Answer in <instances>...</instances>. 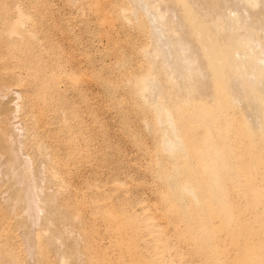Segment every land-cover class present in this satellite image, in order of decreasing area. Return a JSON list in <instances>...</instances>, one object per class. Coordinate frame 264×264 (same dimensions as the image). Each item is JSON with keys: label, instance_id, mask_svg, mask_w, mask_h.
<instances>
[{"label": "rangeland", "instance_id": "1", "mask_svg": "<svg viewBox=\"0 0 264 264\" xmlns=\"http://www.w3.org/2000/svg\"><path fill=\"white\" fill-rule=\"evenodd\" d=\"M194 1L222 19L201 18ZM186 2L210 44L177 0H0V40L20 20L16 48L31 49L34 81L11 87L21 156L52 145L31 187L9 185L0 167V264H264V119L256 126L245 107L249 69L220 64L228 103L206 61L207 47H235L228 39L242 33L228 10L240 23L245 12L231 0ZM262 24L250 56L264 53ZM23 187L34 215L11 199Z\"/></svg>", "mask_w": 264, "mask_h": 264}, {"label": "bare ground", "instance_id": "2", "mask_svg": "<svg viewBox=\"0 0 264 264\" xmlns=\"http://www.w3.org/2000/svg\"><path fill=\"white\" fill-rule=\"evenodd\" d=\"M175 1V0H174ZM261 0H231V3L234 5L235 10L239 9L241 12L242 10L245 12L243 14V16H241L242 18V22H239V17H238V13H234L233 10L229 9L228 13L226 14L227 17H229V19L233 20L232 24L238 28H240L242 30V33L237 34L236 37L230 36L228 40L234 41L235 43V47H231L228 43H225L223 46H221L220 49H211L210 47L206 52V57L207 60L209 62L208 66L211 70V81L210 83H212V90L215 91H219L223 97H224V101L225 102H230V96H229V92H228V85L226 83L225 80H223L222 78V69L223 66L221 67L222 64L226 63L227 60L232 61L235 68L238 69V67H240L239 69H241V67L243 68L242 70H247L249 69V72L246 73L247 77L245 79V84L246 86L249 88V92L247 91L248 88H245V86L243 85V87L246 89L245 91H247L245 97H246V104L245 107L249 110L252 111L257 110L258 111V115H256L255 117V125L256 122L259 123V121H261L262 119H264V95L262 97H260V93L264 94V53L261 55L260 53H253L251 56L248 53L244 52V47L248 46V51L251 52H255L254 48H251V44L253 42L258 43L259 42V29L262 27V23H264V12H263V8L262 6L259 4ZM177 4L180 5L182 11H184L186 13L185 15V20L188 21V25L190 28V32L192 34H194L195 38L199 37L202 38L203 36L205 37L204 39L206 40V43L210 44L209 42H213L212 38H210L209 35H206V33L204 32V30L202 29V27H200V23H198V20L195 16H193L191 14V9L192 6L186 2V0H177ZM175 3V2H174ZM197 4V9L199 8L200 10H202V13L200 15L201 18L204 19H211L212 21L215 20H220L222 19V14L217 13L215 15H213V17H210V14L207 10V8H205V6L203 7L200 3H197L196 1H194V4ZM193 4V5H194ZM178 5V6H179ZM225 9V8H224ZM134 12V11H133ZM151 13V12H149ZM1 15V13H0ZM17 16V15H16ZM19 16V15H18ZM21 16V15H20ZM184 16V13H183ZM258 16V18H262V21H252L253 17ZM1 17V16H0ZM7 17V16H6ZM13 17V16H12ZM136 17V16H135ZM17 18V17H16ZM4 20V19H3ZM12 21V19H10ZM155 21V20H154ZM141 22V21H139ZM18 23H20V20H13L12 24H10V28H6L7 30L4 29V35L2 38V41L0 40V54L1 55H7L9 60L4 61L2 63H0V156L3 157V160H0V167H2L4 170L3 175L6 179L11 180L13 183L9 184V185H29L27 187H31L30 185H32V181L35 178H39L40 174L42 172V168L45 167L48 164V158H50V153H49V147H52V145H48L45 144H41V149H38L36 152L29 153L28 151L25 153V156L22 157L21 153H20V147L18 144V136L16 138V126L14 125V121L19 117L18 116V111H19V104L16 102V99L19 97L20 94H18L17 92H11V87L12 86H16L19 84V82L21 81V78H27V77H31V80H33V73L30 70L29 66V58L31 56V49L28 46H25L24 48L20 49V48H16L18 47V43L17 40L14 39L12 36L13 35H18L21 36L20 31L18 30ZM22 25V21L20 23ZM216 24V23H215ZM5 25V24H4ZM232 25V26H233ZM20 26V25H19ZM156 26V25H155ZM158 26V25H157ZM206 27V25H204ZM214 27V25H213ZM3 28V27H2ZM207 28V27H206ZM215 28V27H214ZM217 28V26H216ZM209 29V28H208ZM207 29V30H208ZM234 30V28H232ZM210 30V29H209ZM1 31V30H0ZM30 32V31H29ZM3 33V32H2ZM25 33V31H24ZM210 33V32H208ZM188 34V33H186ZM30 35V34H29ZM211 35V34H210ZM215 35V33H214ZM189 36V35H188ZM191 36V35H190ZM17 37V36H16ZM26 37V36H25ZM30 37V36H29ZM22 36L18 39H21ZM24 38V37H23ZM163 38V37H162ZM27 39V38H26ZM29 39V38H28ZM198 39V38H197ZM196 39V40H197ZM24 40V39H23ZM30 40V39H29ZM189 40V39H188ZM28 41V40H27ZM21 42V41H19ZM23 42V41H22ZM24 42H26L24 40ZM29 42V41H28ZM159 42V41H158ZM199 42V41H197ZM27 44V42H26ZM200 44V43H199ZM31 45V44H30ZM160 45V43H159ZM238 45H242L241 50H239L237 48ZM199 46V45H198ZM207 46V45H206ZM216 46V45H215ZM23 47V46H22ZM158 47V46H157ZM160 47V46H159ZM158 47V48H159ZM200 47V46H199ZM16 48V50H12ZM206 48V49H207ZM4 49H6V51H3ZM160 49V48H159ZM203 50V49H202ZM246 50V49H245ZM257 51V50H256ZM247 52V51H246ZM48 53V52H47ZM233 53H237L236 55H242L243 58H241L239 61V63H235L232 59V55ZM204 54V52L202 53ZM241 56V57H242ZM205 57V58H206ZM238 58V57H237ZM7 59V58H6ZM32 59V58H30ZM32 61V60H31ZM205 61V63H206ZM250 61L249 67H247V63ZM150 63V62H149ZM171 64V63H170ZM175 64V63H174ZM177 64V61H176ZM181 64V63H180ZM221 64V65H220ZM229 64V63H228ZM239 64V66H238ZM31 65V64H30ZM177 67L179 65H176ZM54 67V66H53ZM181 67V66H180ZM229 67V66H228ZM208 69V68H207ZM228 68H226L225 70H227ZM149 70V69H148ZM147 70V73H148ZM42 71V70H41ZM153 71V70H152ZM239 71V70H238ZM244 72V71H243ZM209 73V70H208ZM46 74V73H45ZM149 74V73H148ZM151 74V71H150ZM226 77L229 76L227 75V73L225 72ZM229 74V73H228ZM157 75V74H156ZM233 75V74H232ZM232 75H230V79L232 80ZM245 75V74H244ZM147 76V75H146ZM148 77V76H147ZM159 77V76H158ZM229 77H227L226 79L229 80ZM139 78V77H138ZM151 78V77H150ZM179 79V78H178ZM30 80V79H29ZM149 80V78L147 79ZM151 80V79H150ZM44 81V80H43ZM62 81V80H61ZM142 81V80H141ZM177 81V79H176ZM153 82V81H152ZM151 82V83H152ZM32 82L30 81V85ZM155 83V82H154ZM28 84V83H27ZM49 84V83H48ZM56 84V83H55ZM58 84V83H57ZM148 87V83H146ZM153 84V83H152ZM179 84V83H178ZM232 84H234L232 82ZM21 85V84H20ZM35 85V84H34ZM45 84H43L44 86ZM60 85V84H59ZM142 85V83H141ZM236 85V84H235ZM19 86V85H18ZM27 86V85H26ZM39 86V85H38ZM47 86V85H46ZM145 86V85H144ZM180 86V85H179ZM238 86V85H237ZM45 87V86H44ZM55 87H59L58 85ZM138 87L139 83H138ZM153 87V86H152ZM156 87V86H155ZM231 87V85H230ZM60 88V87H59ZM142 88V87H141ZM144 88V87H143ZM45 89V88H44ZM150 90V88H148ZM156 89V88H155ZM231 89V88H230ZM33 90V89H32ZM35 90V89H34ZM43 90V89H42ZM140 90V89H139ZM158 90V89H157ZM156 91V90H155ZM159 91V90H158ZM234 91V90H233ZM244 91V92H245ZM151 92V91H150ZM235 92V91H234ZM233 92V94H234ZM240 92V91H238ZM242 92V91H241ZM240 92V93H241ZM20 93V92H19ZM145 93V92H144ZM154 93V92H153ZM243 93V92H242ZM241 93V94H242ZM259 93V95H258ZM59 94V93H58ZM213 94V93H212ZM209 95V96H212ZM155 95V93L153 94V96ZM215 95V94H214ZM239 95V94H238ZM243 95V94H242ZM23 96V95H22ZM35 96V95H34ZM151 96V97H153ZM32 97V96H31ZM244 97V96H243ZM156 98V96H155ZM161 98V97H160ZM197 98V97H196ZM152 99V98H151ZM213 99V98H211ZM150 100V99H149ZM156 100V99H155ZM200 100V99H199ZM202 100V99H201ZM35 101V100H34ZM152 101V100H151ZM161 101V100H160ZM197 101V100H196ZM204 101V100H203ZM245 101V100H244ZM242 101V103L244 102ZM19 102V101H18ZM33 102V101H32ZM149 102V101H148ZM20 103V102H19ZM31 103V102H30ZM43 103V102H42ZM33 104V103H31ZM35 104V103H34ZM149 104V103H148ZM154 104V103H153ZM179 104V103H178ZM206 104V103H205ZM22 105V104H21ZM40 105V104H39ZM59 106V105H58ZM160 106V105H159ZM170 106V105H169ZM24 107V106H23ZM33 107V106H32ZM31 107V108H32ZM160 108V107H159ZM26 109V108H25ZM28 109V108H27ZM26 109V110H27ZM63 110V109H62ZM67 110V109H66ZM253 110V111H254ZM28 111V110H27ZM33 111V110H32ZM23 113V111H22ZM26 114V113H24ZM29 114V113H27ZM53 115V114H52ZM210 115V114H209ZM53 117V116H52ZM246 117V116H245ZM36 118V117H35ZM51 118V117H50ZM209 118V117H208ZM28 120V119H27ZM55 120V119H54ZM59 120V119H58ZM50 121V120H49ZM253 121V120H252ZM31 122V121H30ZM61 122V121H60ZM218 122V121H217ZM262 123V122H261ZM260 123V124H261ZM26 124V123H25ZM51 124V123H50ZM54 124V123H53ZM197 124V123H196ZM259 124V125H260ZM30 125V124H29ZM32 125V124H31ZM56 125V124H55ZM207 126V125H206ZM236 126V125H235ZM254 126V125H253ZM257 126V125H256ZM44 127V125H43ZM57 127V126H56ZM55 127V128H56ZM207 129L209 128L206 127ZM205 128V129H206ZM37 129V127L35 128L34 125V130ZM39 129V128H38ZM214 129V128H213ZM218 129V128H217ZM33 130V129H31ZM41 130V129H40ZM38 130V131H40ZM51 131V127H44L42 129L43 131ZM181 130V129H180ZM195 130V129H194ZM204 130V129H203ZM18 131V130H17ZM37 131V130H35ZM241 131V130H240ZM19 132V131H18ZM30 132V131H29ZM33 132V131H32ZM53 132V131H51ZM31 133V132H30ZM38 133V132H37ZM184 133V132H183ZM182 133V134H183ZM44 133H42V136ZM58 134V133H57ZM55 135L56 140H59V134ZM187 134V133H186ZM195 134V132H194ZM215 134V133H214ZM31 136V135H30ZM63 136V135H62ZM197 136V134H196ZM217 137H219L218 135H216ZM35 137V136H34ZM64 137V136H63ZM67 137V136H66ZM182 138V137H181ZM264 138V137H263ZM262 138V139H263ZM35 139V138H34ZM170 140V139H169ZM180 140V139H179ZM179 140H177L178 142H180ZM38 141V140H37ZM167 141V139H166ZM175 141V139L173 140ZM27 142V141H26ZM49 142V141H48ZM59 142V141H58ZM204 142V141H203ZM264 142V140H263ZM168 143V142H166ZM221 143V142H220ZM83 144V143H82ZM169 144V143H168ZM177 144V142H176ZM171 146V144H169ZM35 146V145H33ZM40 146L37 144V147ZM74 146L77 148V150H79V144L78 142H76L74 144ZM28 147V146H27ZM32 147V146H31ZM32 149V148H31ZM34 149V147H33ZM51 149V148H50ZM29 150V149H28ZM173 150V149H172ZM176 150V149H175ZM174 150V151H175ZM220 150V149H219ZM32 151V150H31ZM183 151V150H182ZM182 151H180L182 153ZM217 151V150H216ZM170 152V150H169ZM207 152V149H206ZM210 152V151H209ZM208 152V153H209ZM80 153V152H79ZM173 153V152H172ZM175 153V152H174ZM239 153V152H238ZM78 154V152H77ZM183 154V153H182ZM52 158H54V154H51ZM59 155V154H58ZM175 155V154H174ZM173 155V156H174ZM209 155V154H208ZM241 155V154H240ZM68 156V155H67ZM177 156V155H176ZM182 156V155H180ZM185 156V155H184ZM211 156V155H210ZM220 156V155H219ZM175 157V156H174ZM190 157V156H189ZM181 158V157H180ZM196 158V157H195ZM72 159V158H71ZM187 159V157H186ZM182 161V159H180ZM179 160V161H180ZM60 161V160H58ZM66 161V160H65ZM171 161V160H170ZM227 161V159H226ZM53 162V161H52ZM77 162V161H76ZM186 163V162H184ZM57 164V163H56ZM181 164V163H180ZM179 164V166H180ZM200 164V163H199ZM61 165V164H60ZM77 165V164H76ZM186 169H190L191 167H188V163L186 164ZM48 166V165H47ZM53 166V164H52ZM175 166V165H174ZM183 166V164L181 165V167ZM191 166V165H190ZM199 166V165H198ZM49 167V166H48ZM51 167V166H50ZM59 167V166H58ZM188 167V168H187ZM183 168V167H182ZM185 168V167H184ZM59 169V168H58ZM194 169V167H193ZM61 170V169H60ZM180 170V168H179ZM178 170V171H179ZM200 170V169H199ZM224 170V169H223ZM58 171V170H57ZM181 171V170H180ZM185 171V169L183 170ZM181 171V172H183ZM190 172V171H189ZM180 173V172H179ZM218 173V172H217ZM177 174V173H176ZM185 174V173H184ZM183 173L181 175H184ZM187 174V173H186ZM190 175V174H189ZM215 175V174H214ZM60 176V175H59ZM178 176V175H177ZM212 176V175H211ZM210 176V177H211ZM215 177V176H214ZM213 177V178H214ZM33 178V179H32ZM186 178V177H185ZM202 178V177H201ZM32 179V180H31ZM198 179V178H197ZM215 179V178H214ZM40 180V179H39ZM61 180V179H60ZM194 180V179H193ZM217 180V179H216ZM214 182H217V181ZM211 181V179H210ZM62 183V182H61ZM211 183H213L211 181ZM183 184V183H182ZM187 186V185H186ZM27 187H23L22 189H18L16 191V193H14V195L12 194L8 197V199L11 197V199H13V201H20L18 203H23L24 208L23 211L25 210V214L26 211H33V215H34V208L38 209L37 207H35L33 205L32 207V203L34 204V202H32V197H28V189ZM201 187V186H200ZM199 187V188H200ZM33 193V192H32ZM190 193V192H189ZM32 195V194H31ZM175 196V195H174ZM35 197V196H34ZM33 197V198H34ZM1 198V197H0ZM10 199V200H11ZM36 200V199H35ZM17 203V204H18ZM36 204V203H35ZM12 205V204H11ZM19 205V204H18ZM49 205V204H48ZM13 206V205H12ZM11 206V207H12ZM47 206V205H46ZM33 208V210H32ZM51 208V207H50ZM260 209V208H259ZM230 211V210H229ZM37 212V211H36ZM53 212V211H52ZM38 213V212H37ZM37 213L35 214V221L37 220ZM32 215V217H33ZM29 216L27 215V218ZM31 218V217H30ZM33 219V218H31ZM53 219V218H52ZM33 222V220H31ZM38 221V220H37ZM31 222V224H32ZM56 223V222H55ZM53 222V224H55ZM35 224V223H33ZM47 226V225H46ZM242 228V227H241ZM61 229V228H60ZM30 238V237H29ZM28 241V240H27ZM31 241V240H30Z\"/></svg>", "mask_w": 264, "mask_h": 264}]
</instances>
